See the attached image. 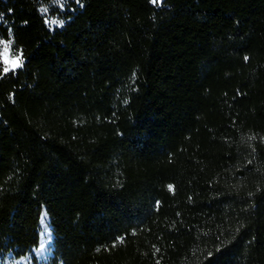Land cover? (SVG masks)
Returning a JSON list of instances; mask_svg holds the SVG:
<instances>
[{"label": "trees", "instance_id": "obj_1", "mask_svg": "<svg viewBox=\"0 0 264 264\" xmlns=\"http://www.w3.org/2000/svg\"><path fill=\"white\" fill-rule=\"evenodd\" d=\"M51 3L0 0V264L43 212L49 264H264V0Z\"/></svg>", "mask_w": 264, "mask_h": 264}, {"label": "rangeland", "instance_id": "obj_2", "mask_svg": "<svg viewBox=\"0 0 264 264\" xmlns=\"http://www.w3.org/2000/svg\"><path fill=\"white\" fill-rule=\"evenodd\" d=\"M162 1L163 0H156V2H153V3L161 4ZM64 2H65V0H52L51 4H52V6L61 9L64 6ZM43 12L45 15H48L47 21L49 24H51L52 26L61 24V22L59 20H57L56 18H53L49 15V10L47 8H45L43 10ZM1 60L4 64V69L6 72H8L10 70L18 69L21 67V64H22L21 56L20 55L13 56L11 43H8V42L3 43V47L1 50ZM39 231H41V228H39ZM51 232H52V227H51ZM50 259H51V257L48 258V260H46V259L41 260L32 251V253L30 255H28L25 258L20 259V260H14V258L10 256V257H8V262H9V264H49Z\"/></svg>", "mask_w": 264, "mask_h": 264}, {"label": "bare ground", "instance_id": "obj_3", "mask_svg": "<svg viewBox=\"0 0 264 264\" xmlns=\"http://www.w3.org/2000/svg\"><path fill=\"white\" fill-rule=\"evenodd\" d=\"M39 226L41 228L39 243L36 248L32 251L33 253L41 260H48V258L52 257L53 252V234L51 232L50 220L48 215L43 212L40 217Z\"/></svg>", "mask_w": 264, "mask_h": 264}, {"label": "snow or ice", "instance_id": "obj_4", "mask_svg": "<svg viewBox=\"0 0 264 264\" xmlns=\"http://www.w3.org/2000/svg\"><path fill=\"white\" fill-rule=\"evenodd\" d=\"M153 2H156V0H153Z\"/></svg>", "mask_w": 264, "mask_h": 264}]
</instances>
